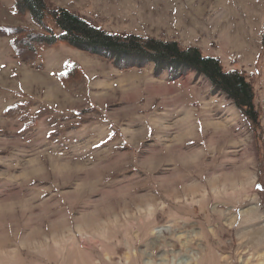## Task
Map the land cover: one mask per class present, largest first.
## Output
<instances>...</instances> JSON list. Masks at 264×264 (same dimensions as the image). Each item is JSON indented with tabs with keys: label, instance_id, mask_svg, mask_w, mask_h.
<instances>
[{
	"label": "rangeland",
	"instance_id": "rangeland-1",
	"mask_svg": "<svg viewBox=\"0 0 264 264\" xmlns=\"http://www.w3.org/2000/svg\"><path fill=\"white\" fill-rule=\"evenodd\" d=\"M46 1L244 73L259 127L195 73L15 49L43 30L0 0V264H264V0Z\"/></svg>",
	"mask_w": 264,
	"mask_h": 264
},
{
	"label": "trees",
	"instance_id": "trees-1",
	"mask_svg": "<svg viewBox=\"0 0 264 264\" xmlns=\"http://www.w3.org/2000/svg\"><path fill=\"white\" fill-rule=\"evenodd\" d=\"M15 10L18 14H29L34 25L43 30L41 34L28 33L19 42L17 39L15 49L21 44L35 53L36 46L65 43L108 59L120 69L152 64L156 77L169 73L175 79L195 73L209 81L215 93H223L231 99L243 115L259 127L260 113L254 103V87L246 75L238 70L225 71L218 58L205 56L196 47L183 48L175 41L112 34L66 9H50L46 0H15ZM47 18L61 30L60 35L47 25ZM14 35L19 37L20 32L15 29Z\"/></svg>",
	"mask_w": 264,
	"mask_h": 264
}]
</instances>
